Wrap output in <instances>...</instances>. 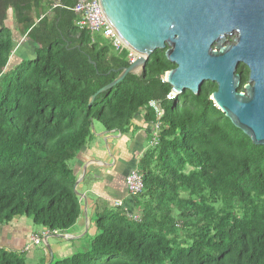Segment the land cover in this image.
<instances>
[{
    "label": "trees",
    "instance_id": "16d2710c",
    "mask_svg": "<svg viewBox=\"0 0 264 264\" xmlns=\"http://www.w3.org/2000/svg\"><path fill=\"white\" fill-rule=\"evenodd\" d=\"M78 1L0 5V225L27 217L50 234L75 226L82 208L72 163L95 136L96 122L124 134L146 111L154 125L150 103L161 101L158 143L138 165L145 189L131 197L140 220L114 207L97 217L87 249L51 264H264V146L216 107L214 83L167 101L172 87L164 78L177 66L165 50L90 105L131 63L127 51L116 52L103 38L93 44L91 33L77 27L71 9ZM9 7L39 47L33 60L7 72L15 47L5 24ZM249 73L239 66L241 92ZM0 264L27 260L0 249Z\"/></svg>",
    "mask_w": 264,
    "mask_h": 264
},
{
    "label": "water",
    "instance_id": "95a60500",
    "mask_svg": "<svg viewBox=\"0 0 264 264\" xmlns=\"http://www.w3.org/2000/svg\"><path fill=\"white\" fill-rule=\"evenodd\" d=\"M100 5L139 57L92 96L90 105L128 75H141L151 55L165 50L177 66L165 76L172 91L199 95L205 83L216 84L211 97L216 107L253 144L264 146V0H100ZM236 33L235 43L226 45L227 37ZM241 64L250 72L242 92L237 73ZM47 249L53 260L49 245Z\"/></svg>",
    "mask_w": 264,
    "mask_h": 264
},
{
    "label": "crops",
    "instance_id": "0c3cea01",
    "mask_svg": "<svg viewBox=\"0 0 264 264\" xmlns=\"http://www.w3.org/2000/svg\"><path fill=\"white\" fill-rule=\"evenodd\" d=\"M46 15L52 16V11H48ZM20 28L18 27V30L21 32L22 38L17 39L14 34L15 47L11 57L12 63L8 64V67L14 65L11 70H14L25 61L33 60L39 47L30 41L27 35H23ZM19 52L20 54H18ZM145 117L146 111L140 112L129 131L124 134L115 131L109 133L100 125L98 134L93 137L73 161L74 176L76 183H78L76 190L81 194L79 198L82 208V214L75 226L65 233L50 234L43 228L36 230V225L33 224L31 219L18 217L9 223L0 225V249L33 256L34 246L26 250L27 246L31 244L30 238L36 234H45L47 239L45 238L44 241L46 245L50 246L53 258L65 251H70L72 256L76 253L74 242H68L65 245L59 244L60 238L76 241H83L87 238L89 241L97 233V217L107 211L115 210L114 207H117L115 202L117 201H122L124 208L131 210L134 200L129 195L126 177L132 169H138L139 162L145 152L149 147H153L151 142L156 133L154 125L149 124ZM156 121L157 118L155 117V123ZM50 238L55 240L52 245L49 242ZM59 257L63 259L61 256ZM51 260L50 253L47 251L43 263L40 264L49 263Z\"/></svg>",
    "mask_w": 264,
    "mask_h": 264
},
{
    "label": "built area",
    "instance_id": "2783aa9c",
    "mask_svg": "<svg viewBox=\"0 0 264 264\" xmlns=\"http://www.w3.org/2000/svg\"><path fill=\"white\" fill-rule=\"evenodd\" d=\"M71 10L75 12L78 16V20L76 22L77 27L80 30L89 31L91 33L93 43L98 41L99 38H103L111 44V46L116 52L122 53L124 51H127L128 58L131 64L137 60L139 55L135 51L131 50L124 43V41L119 36L117 31L110 24L109 20L104 14L102 6L100 5V0H79ZM177 97L178 95L174 91H171L166 96V100L173 101L176 100ZM162 104L163 102L161 101H152L150 103V107L154 109L157 118V121L154 124L156 133L151 142L152 146L157 145L159 140V133L162 126V118L164 115ZM126 185L129 195L132 197L139 196L144 192L145 189L144 180L139 169L137 168L132 169L128 173L126 177ZM115 206L124 208V203L122 201H117L115 202ZM125 210L129 212L128 214L132 219L136 221L140 220L139 214L131 212V210L129 211L127 208H125ZM45 238H46L45 234L33 235L30 239L31 244L27 246L26 250H29L31 246H35V245L38 246L41 245L42 243H45L44 241Z\"/></svg>",
    "mask_w": 264,
    "mask_h": 264
},
{
    "label": "rangeland",
    "instance_id": "374dc122",
    "mask_svg": "<svg viewBox=\"0 0 264 264\" xmlns=\"http://www.w3.org/2000/svg\"><path fill=\"white\" fill-rule=\"evenodd\" d=\"M51 14V13H50ZM6 24L7 26L12 29L13 33L15 34V36L17 37V39H20L22 38V35H21V32L18 30V26L17 24L15 23L14 21V18H13V15L10 13L8 15V19L6 21ZM238 36V34L236 33L234 36H228L227 37V43L226 45H231V44H234L235 43V39L236 37ZM214 49H216V44L213 46ZM20 54V52L18 53ZM12 58H10V63H12ZM14 65H9V67L6 69L7 72L11 71V69H13ZM14 74H16V71L14 72ZM101 124L100 123H97L96 122V125H95V136L96 134H98L99 132V126ZM105 139V138H104ZM105 143V142H104ZM149 146V144H148ZM105 148H106V144H105ZM106 151L108 153V149L106 148ZM41 230L42 228L41 227H38L36 226V230ZM41 234V233H40ZM31 239V238H30ZM54 239L53 238H50L49 239V242L52 244H54ZM90 241V240H89ZM89 241L87 240V238H85L83 241L79 240V241H76L74 239L72 240H66V239H61L60 238V241H59V244H67L68 242L69 243H73L74 242V249H76V253L79 252V251H84L85 249H87V246H88V243ZM33 251H34V255L33 256H30V255H25L26 257V260H27V264H40V263H43L44 261V257H45V254L47 251V245L45 243H42L41 245L39 246H34L33 248ZM50 253V252H49ZM48 256V255H47ZM55 259H61L59 256H61L62 258H65V257H68V256H71V252L70 251H65L63 252L62 254H57L55 255ZM34 257V258H33ZM50 258H51V254H50Z\"/></svg>",
    "mask_w": 264,
    "mask_h": 264
},
{
    "label": "flooded vegetation",
    "instance_id": "af4514ba",
    "mask_svg": "<svg viewBox=\"0 0 264 264\" xmlns=\"http://www.w3.org/2000/svg\"><path fill=\"white\" fill-rule=\"evenodd\" d=\"M4 2H5V0H0V5H1L2 3H4ZM0 13H2L1 9H0ZM6 13H7V15L10 14V13L13 15V13H14L13 8L9 7V8L6 10ZM29 13H30V12H29ZM24 14L27 15V14H28V11H24ZM30 15H31L32 17H35V16H36L34 12H31ZM6 21H7V20H6ZM6 21H5V22H6ZM241 65H242V64H241ZM238 68H239V67H238ZM237 73H238V71H237ZM249 77H250V73H249Z\"/></svg>",
    "mask_w": 264,
    "mask_h": 264
}]
</instances>
